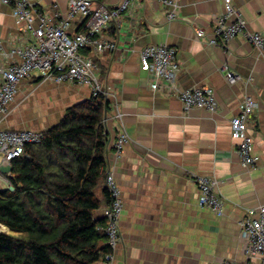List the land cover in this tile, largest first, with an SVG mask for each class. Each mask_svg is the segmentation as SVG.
I'll return each mask as SVG.
<instances>
[{
	"label": "crops",
	"instance_id": "crops-1",
	"mask_svg": "<svg viewBox=\"0 0 264 264\" xmlns=\"http://www.w3.org/2000/svg\"><path fill=\"white\" fill-rule=\"evenodd\" d=\"M37 1L42 10L51 13L56 6L63 14L68 3ZM125 1L96 0L95 4L113 8ZM174 1L177 18L173 21L166 18L169 9L157 0L132 1L121 20L103 33L116 38V50L92 56L107 98L121 115V127L111 115L105 123L109 138L104 177L113 176L122 201L120 242L110 264H264V254L251 259L244 255L240 227L247 209L264 205V53L242 36L224 48L208 45L213 38L212 21L223 13L221 0ZM232 4L248 32L264 33V0H232ZM69 24L70 33L82 30L77 18ZM197 30L205 35L198 38ZM0 41L5 53L29 41L24 25L15 21L11 8L1 0ZM146 45L177 49V87L211 89L216 112L185 110L176 96L151 90L150 77L139 63ZM229 73L240 81L228 83ZM36 91L40 102L63 112L91 97L87 87L23 80L2 128L46 131L53 126L30 127L26 117H34L15 110L18 97L22 103ZM245 96L256 104L253 151L259 161L255 169L240 165L236 154L240 139L230 125ZM121 131L129 142L117 157L111 146ZM8 172L0 165L1 177ZM193 176L215 182L214 190L223 202L222 216L198 205Z\"/></svg>",
	"mask_w": 264,
	"mask_h": 264
},
{
	"label": "built area",
	"instance_id": "built-area-1",
	"mask_svg": "<svg viewBox=\"0 0 264 264\" xmlns=\"http://www.w3.org/2000/svg\"><path fill=\"white\" fill-rule=\"evenodd\" d=\"M132 1L134 0H127L110 8L96 5V0H68L66 12L63 14L56 6L52 8L51 13L42 10L37 0H1L2 4L11 8L15 21L24 25L29 41L24 46L10 49L7 53L4 52L0 41V165L9 171L12 160L27 157L25 148L29 145H38L43 139L44 131L10 130L1 127L10 113V104L21 81L39 79L56 85L87 87L91 97L103 95L109 102L108 91L101 81L100 69L92 56H100L116 50V38L103 33L110 28L111 23L117 24L121 20ZM157 1L169 9L166 13L169 21L177 18V4L174 0ZM221 1L223 13L212 21L213 38L208 45L224 48L231 40L242 36L260 53H264V33L248 32L245 21L234 9L232 0ZM74 18L79 19L82 30L70 33L69 23ZM204 35L203 30H197L198 38ZM139 63L141 71L150 77L151 90L176 96L185 110L197 108L210 113L216 112L217 104L211 89L177 87L176 75L179 67L175 48L168 45H146L139 53ZM226 80L233 84L240 81V78L229 73ZM108 107L109 110L102 120L103 124L106 123V117L111 115L121 127V115L117 107L110 102ZM255 108L256 104L252 98L245 96L239 104L238 114L230 119L233 135L240 139L236 154L240 165L245 169H255L259 161L258 155L253 151L252 117ZM127 142L129 137L125 131H121L111 146L117 157L121 155L123 146ZM6 175L0 176V181L4 185L0 188L13 191ZM192 181L198 190V205L209 209L217 217L222 216L223 202L214 190L215 182L201 176H193ZM104 185L110 194L111 202L103 209L102 216L106 219V224L101 230L107 238L106 244L111 249V253L105 256L106 264H110L113 252L120 242L118 223L122 201L120 189L110 173L105 176ZM240 227L241 237L245 242L244 255L247 259L263 255L264 205L247 209ZM218 264L238 263L221 261Z\"/></svg>",
	"mask_w": 264,
	"mask_h": 264
},
{
	"label": "trees",
	"instance_id": "trees-1",
	"mask_svg": "<svg viewBox=\"0 0 264 264\" xmlns=\"http://www.w3.org/2000/svg\"><path fill=\"white\" fill-rule=\"evenodd\" d=\"M108 106L103 95L70 106L27 157L11 161L13 191L0 188L9 230L0 233V264H106Z\"/></svg>",
	"mask_w": 264,
	"mask_h": 264
},
{
	"label": "rangeland",
	"instance_id": "rangeland-1",
	"mask_svg": "<svg viewBox=\"0 0 264 264\" xmlns=\"http://www.w3.org/2000/svg\"><path fill=\"white\" fill-rule=\"evenodd\" d=\"M84 54H86V52H84ZM94 56H97V55H94ZM100 75H101V71H100ZM37 93H38L37 91L33 93L34 97L32 98L21 100L22 103L20 102L19 97H18V99L14 101L15 110L19 112L23 110V112H28L30 113V116L32 115L34 117V118L31 117V119H28L26 117L25 122L26 124H29L30 127H37V128L38 127L44 128L43 126L50 127L51 125H54L56 122H58L62 118L61 116L64 115L67 108L65 109L64 112L57 109L55 106H52L49 108V106L46 105L45 102H42V101L40 102L39 100L40 96L37 95ZM26 100H28V102L24 103ZM0 232H3V231L0 229Z\"/></svg>",
	"mask_w": 264,
	"mask_h": 264
},
{
	"label": "bare ground",
	"instance_id": "bare-ground-1",
	"mask_svg": "<svg viewBox=\"0 0 264 264\" xmlns=\"http://www.w3.org/2000/svg\"><path fill=\"white\" fill-rule=\"evenodd\" d=\"M177 50V49H176ZM0 229L4 232V233H8L9 232V230L5 227V226H3V225H0Z\"/></svg>",
	"mask_w": 264,
	"mask_h": 264
},
{
	"label": "water",
	"instance_id": "water-1",
	"mask_svg": "<svg viewBox=\"0 0 264 264\" xmlns=\"http://www.w3.org/2000/svg\"><path fill=\"white\" fill-rule=\"evenodd\" d=\"M0 233H4V232H0ZM5 234H8V233H5Z\"/></svg>",
	"mask_w": 264,
	"mask_h": 264
}]
</instances>
